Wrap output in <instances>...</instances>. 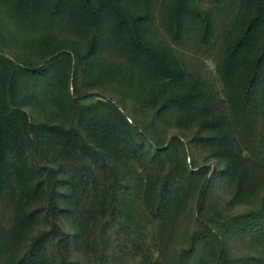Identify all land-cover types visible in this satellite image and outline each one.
<instances>
[{"label": "trees", "instance_id": "1", "mask_svg": "<svg viewBox=\"0 0 264 264\" xmlns=\"http://www.w3.org/2000/svg\"><path fill=\"white\" fill-rule=\"evenodd\" d=\"M149 1L0 0V8H8L19 22L65 21L71 30L89 36L78 58L83 64L100 52L97 33L103 27L125 62L144 79L138 88L145 93L140 111L152 118L148 127L142 128L136 118L131 125L112 98L101 100L100 113L89 120L88 139L65 124L31 119L27 108L38 105L43 88L53 79L58 45H49L52 38L41 36L35 41L36 56L19 60L22 66L15 64L4 57L0 14V252L21 244L41 218L49 224L4 264H51L47 252L51 243L58 248L59 264H79L69 261L70 252L95 239L102 246L92 252L96 261L110 264L114 243L110 232L107 236L109 228H116L117 242L124 245L135 236L132 256L151 258L142 232L145 224L150 233L165 230L191 199L194 227L189 247L180 249L181 264H193L190 259L198 250L206 257H200L199 264H264V256L234 254L228 240V226L234 225L237 233L264 241V200L258 209L252 207L226 221L211 213L218 177H234L235 202L248 193L229 117L251 127V158L264 167V104L259 100L260 95L264 99V0H239L236 28L219 67L231 86L228 115L208 105L201 81L187 83V72L171 46L153 38ZM192 25L199 29L200 42L208 45L213 30L210 14L196 0H167L162 26L170 42L181 40ZM96 78L134 83L132 72L114 73L109 65ZM92 96L100 94L86 93L77 99ZM100 114H106L103 121L98 120ZM168 121L186 135L157 131ZM196 151L206 155V162H216L211 173L206 164L190 170L196 168L190 155ZM88 248L91 251L92 245Z\"/></svg>", "mask_w": 264, "mask_h": 264}, {"label": "rangeland", "instance_id": "2", "mask_svg": "<svg viewBox=\"0 0 264 264\" xmlns=\"http://www.w3.org/2000/svg\"><path fill=\"white\" fill-rule=\"evenodd\" d=\"M196 2L210 14L213 22V30L208 45H203L200 42V32L197 25H192L178 42H170L162 26L167 0L149 1V7L154 15L152 36L155 40L163 41L171 46L173 53L179 57L187 72V83L192 79L201 81L208 92V105L213 106L217 111H225L228 115V95L231 86L230 84L226 85L222 79L219 67L225 47L236 28L235 19L240 10L239 0H222L220 3H214L213 0H196ZM0 14L3 17L2 38L4 54L6 55L4 57L11 58L15 64L22 66L19 60L36 56L35 41L41 36L52 38V43L49 45H58V62L53 79L43 88L38 105L27 108L31 119L37 118V120H45L53 124H65L76 128L83 134V137L88 139L92 131L88 123L91 118H95V115L100 113L98 104L101 100L106 101L112 98L119 112L126 116L129 124L133 125L135 118L142 128L151 124V115L140 111L145 93L140 92L138 88L144 79L125 62L120 48L108 40L103 27L97 33L100 52L94 59L84 61L85 64H83L78 62V58L81 56L89 36L71 30L65 21L50 22L40 19L22 23L16 20L5 6L0 8ZM12 57H17L16 61ZM107 65L111 67L114 73L116 70L132 72L134 83L129 85L123 80L116 81L115 78L113 82L106 79L98 80L97 75ZM86 93H99L100 96H92L85 100L77 99L78 96ZM259 100L264 104L262 95H260ZM105 116L106 114H100L98 120L103 121L102 118ZM228 119V129L235 144V151L240 154L244 166L245 186L248 193L245 198L235 202L233 200L234 177L227 176L222 180V177H218L211 195V213H215L217 217L225 221L252 207L258 209L264 200V167H259L252 161L249 151L248 137L251 127L242 126L240 120L234 116ZM171 125L173 123L168 121L166 127L159 128L157 131L166 130L170 136L180 135V133L186 135V132H180ZM169 126L171 127L169 128ZM189 129L193 130L192 127ZM190 155L194 158V166L196 167L190 168L193 172L205 164L208 166L209 173L217 167L215 161L206 162V155L200 151L191 152ZM187 186L192 191L195 190V186L191 184ZM192 196H195V193H192ZM193 200L191 199L187 208L169 226H166L165 230L160 229L156 233H150L148 224H145V229L142 232L146 237V246L152 252L151 258L132 256L134 251L132 238L135 236H130L129 242H125L126 245H124L117 242L116 228H109L107 236L110 232L112 235L111 243H114L111 246L112 253L110 255L113 256V260L110 264H181L179 260L180 249L189 247V235L194 227ZM94 215L95 222H97L98 215L97 213ZM48 228L49 224L44 218L38 220L29 228L26 238L21 244L11 246L3 253L0 252L2 255L0 264H4L6 258L17 257L24 250L29 239ZM228 228L230 229L228 240L231 252L238 256L247 255L257 258L264 256V241L252 239L242 231L237 233L234 225L228 226ZM95 240L97 242L85 240L80 248L70 252L69 261L79 262V264L102 263L100 260L96 261V256L92 253L102 248L98 240ZM88 245H92L91 251ZM47 252L51 258V264H59L58 248L53 243L47 247ZM200 257L206 258L205 254L198 250L190 262L194 259L193 264H199ZM102 264H109V261Z\"/></svg>", "mask_w": 264, "mask_h": 264}]
</instances>
